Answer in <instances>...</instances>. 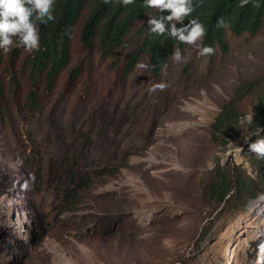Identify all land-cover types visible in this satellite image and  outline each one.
Listing matches in <instances>:
<instances>
[{
	"label": "rangeland",
	"instance_id": "rangeland-1",
	"mask_svg": "<svg viewBox=\"0 0 264 264\" xmlns=\"http://www.w3.org/2000/svg\"><path fill=\"white\" fill-rule=\"evenodd\" d=\"M228 40L229 51L217 50L213 60L187 45V62L171 60L159 78L148 57L125 79L96 58L73 93L63 95V78L33 118L5 122L0 264H256L264 192L244 212L208 217L199 183L216 157L257 176L243 130L225 134L223 147L211 124L240 83L264 72V25L255 35L229 31ZM197 100L198 108L186 106ZM24 144L34 155L28 163L19 153ZM230 145L241 147L239 155L228 154ZM75 153L85 168L115 173L65 209L46 172Z\"/></svg>",
	"mask_w": 264,
	"mask_h": 264
},
{
	"label": "trees",
	"instance_id": "trees-1",
	"mask_svg": "<svg viewBox=\"0 0 264 264\" xmlns=\"http://www.w3.org/2000/svg\"><path fill=\"white\" fill-rule=\"evenodd\" d=\"M142 3L143 0H134L125 6L121 0H56L55 20L38 24L39 51L29 53L15 46L7 53L0 50V141L1 126L13 122L15 115L23 121L33 118L63 78V95L73 93L79 80L90 73L96 58L105 63L107 71L125 79L143 57H148L149 72L159 78L172 60L174 48L183 52L187 45L149 33ZM193 4L194 11L184 23L198 18L205 24L207 33L202 42L215 49L208 55L211 60L217 50L229 51V31L237 36L255 35L264 25V0H259V6L250 0L244 7H240V0H193ZM220 17L230 22L228 27L216 26ZM184 73L189 74L188 66ZM249 112L254 113V123L264 125V72L240 83L211 124L213 140L225 147L229 140L224 135L239 132L240 118ZM23 148L19 153L25 163L34 155L28 153L27 144ZM247 158L256 177L242 166H223L219 157L213 169L201 174L199 183L208 217L219 209L218 214L224 210L232 214L244 212L247 202L264 192V160H257L249 151ZM114 173L111 166L85 168L77 153L59 159L46 172L52 186L60 185L65 209H72L89 189ZM213 227L205 229L204 237Z\"/></svg>",
	"mask_w": 264,
	"mask_h": 264
},
{
	"label": "clouds",
	"instance_id": "clouds-1",
	"mask_svg": "<svg viewBox=\"0 0 264 264\" xmlns=\"http://www.w3.org/2000/svg\"><path fill=\"white\" fill-rule=\"evenodd\" d=\"M121 2L127 6L133 4L134 0H121ZM249 2L250 0H240V7H244ZM255 2L259 6V0ZM55 3L56 0H0V50L7 53L15 46L29 53L39 51L41 36L38 24H47L55 20ZM142 7L146 10L148 17L149 33L168 36L183 44L191 45L198 50L197 54L200 56L210 55L215 51L211 45H205L202 42L207 33V28L202 21L192 18L188 20V23H184L185 18L194 11L193 0H143ZM165 10L170 11L166 14ZM229 23L220 17L217 19L216 26L226 28ZM171 58L175 63L187 62L189 59L178 47L174 48ZM138 66L146 67L144 64ZM165 86L161 83L156 87L162 89ZM253 121L254 113L252 112L240 118L244 140L249 144V152L254 153L257 160H264V135H261L264 133V125ZM253 136L257 137L255 141H252ZM229 147L232 149L229 155L235 157L241 152V147L238 145ZM7 149H9L8 146L0 144L1 154H5V151L10 152ZM223 163H225L224 159L221 160V164ZM249 174H253L251 169ZM257 212L264 216V206ZM256 264H264V242L259 245Z\"/></svg>",
	"mask_w": 264,
	"mask_h": 264
},
{
	"label": "built area",
	"instance_id": "built-area-1",
	"mask_svg": "<svg viewBox=\"0 0 264 264\" xmlns=\"http://www.w3.org/2000/svg\"><path fill=\"white\" fill-rule=\"evenodd\" d=\"M199 100L196 101V104H191L189 102H186V106L188 107L189 106V109L191 108H198V106L202 103V101L200 103H198Z\"/></svg>",
	"mask_w": 264,
	"mask_h": 264
},
{
	"label": "bare ground",
	"instance_id": "bare-ground-1",
	"mask_svg": "<svg viewBox=\"0 0 264 264\" xmlns=\"http://www.w3.org/2000/svg\"><path fill=\"white\" fill-rule=\"evenodd\" d=\"M258 204H254V207H256ZM7 206L10 208V209H13V207L10 205V204H7Z\"/></svg>",
	"mask_w": 264,
	"mask_h": 264
}]
</instances>
